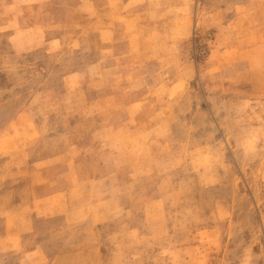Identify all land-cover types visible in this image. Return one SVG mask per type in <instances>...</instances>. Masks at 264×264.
Returning <instances> with one entry per match:
<instances>
[{"label": "rangeland", "instance_id": "obj_1", "mask_svg": "<svg viewBox=\"0 0 264 264\" xmlns=\"http://www.w3.org/2000/svg\"><path fill=\"white\" fill-rule=\"evenodd\" d=\"M0 264H264V0H0Z\"/></svg>", "mask_w": 264, "mask_h": 264}]
</instances>
